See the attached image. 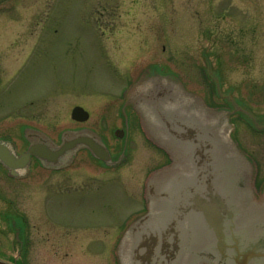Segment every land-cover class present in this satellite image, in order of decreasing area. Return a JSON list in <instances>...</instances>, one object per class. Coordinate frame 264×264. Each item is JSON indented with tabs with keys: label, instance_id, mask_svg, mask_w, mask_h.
Wrapping results in <instances>:
<instances>
[{
	"label": "rangeland",
	"instance_id": "374dc122",
	"mask_svg": "<svg viewBox=\"0 0 264 264\" xmlns=\"http://www.w3.org/2000/svg\"><path fill=\"white\" fill-rule=\"evenodd\" d=\"M147 65L228 113L230 139L252 165L254 159L259 188L264 0L2 2L0 138L11 139L20 151L26 146L24 126L53 139L67 128L91 127L114 150L119 141L111 134L125 116L123 108L118 116L121 97ZM74 106L88 112L85 123L70 119ZM256 127L263 130L256 133ZM131 130L130 160L100 176L86 152L63 172L33 166L24 181L10 180L0 169V217L10 213V203L16 212L29 213L36 227L47 225L42 248L32 236L34 264H116L112 250L118 238L147 209L144 180L164 160L140 139L136 123ZM60 231L73 240L72 251Z\"/></svg>",
	"mask_w": 264,
	"mask_h": 264
},
{
	"label": "water",
	"instance_id": "95a60500",
	"mask_svg": "<svg viewBox=\"0 0 264 264\" xmlns=\"http://www.w3.org/2000/svg\"><path fill=\"white\" fill-rule=\"evenodd\" d=\"M152 71L142 72L126 104L171 162L147 178L146 213L119 241L118 264H264V190L254 193V168L230 139L228 113ZM71 117L82 122L88 114L75 107ZM23 135L30 145L19 156L0 141V163L13 177L24 175L30 156L47 168L66 166L81 148L109 160L90 130L66 131L60 145L30 129Z\"/></svg>",
	"mask_w": 264,
	"mask_h": 264
},
{
	"label": "flooded vegetation",
	"instance_id": "af4514ba",
	"mask_svg": "<svg viewBox=\"0 0 264 264\" xmlns=\"http://www.w3.org/2000/svg\"><path fill=\"white\" fill-rule=\"evenodd\" d=\"M128 115L131 117L130 113ZM131 128L128 130V140H130L129 138L131 137ZM108 149L111 157L119 151L118 149L112 151L109 146ZM127 156L128 154L126 153V157ZM156 157L158 156H155V158ZM126 160L129 161L130 157ZM33 162L35 164L36 161L32 159L31 163ZM31 220L30 214L25 212L24 219L21 218L20 223H17V221L12 218L0 221V260L9 264H34L32 259L33 234L40 239L41 248L49 237L47 236L48 231L45 227L47 226L45 223H39L36 227V225L32 224ZM56 242L57 238L55 244ZM67 245L73 246V240H68ZM53 253L54 255L57 254V250Z\"/></svg>",
	"mask_w": 264,
	"mask_h": 264
},
{
	"label": "bare ground",
	"instance_id": "6f19581e",
	"mask_svg": "<svg viewBox=\"0 0 264 264\" xmlns=\"http://www.w3.org/2000/svg\"><path fill=\"white\" fill-rule=\"evenodd\" d=\"M2 210L5 211V207Z\"/></svg>",
	"mask_w": 264,
	"mask_h": 264
}]
</instances>
